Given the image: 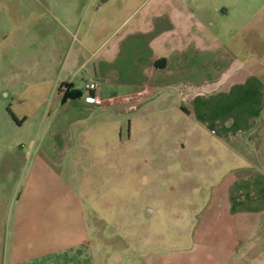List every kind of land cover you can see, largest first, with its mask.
<instances>
[{
	"label": "rangeland",
	"instance_id": "374dc122",
	"mask_svg": "<svg viewBox=\"0 0 264 264\" xmlns=\"http://www.w3.org/2000/svg\"><path fill=\"white\" fill-rule=\"evenodd\" d=\"M202 1L218 27L222 9L264 15V0ZM72 4L0 0V264L82 251L90 264H241L215 253L226 225L224 151L203 131L181 149L192 122H178L167 91L122 102L130 89H112L114 102L73 105L72 131H61L59 101L84 97L89 81L53 61L56 45L60 63L71 44L76 51L75 29L53 18Z\"/></svg>",
	"mask_w": 264,
	"mask_h": 264
},
{
	"label": "crops",
	"instance_id": "0c3cea01",
	"mask_svg": "<svg viewBox=\"0 0 264 264\" xmlns=\"http://www.w3.org/2000/svg\"><path fill=\"white\" fill-rule=\"evenodd\" d=\"M71 1L72 6L59 8L53 18L75 29L76 51L71 44L68 60L60 63L56 45L53 61L70 63L89 81L84 97L59 101L61 131H72L73 105L88 112L114 102L117 93L112 89H130L119 98L122 102H143L155 90L167 91L164 99H174L178 122H192L181 149L187 145L183 139L198 140L203 131L224 151L220 157L227 170L217 181L225 183L220 199L225 208L220 210L226 225L218 229L217 261L264 264V15L249 19L222 9L218 27L217 18L203 14L208 9L202 0ZM56 40L60 42L59 35ZM82 53L86 59L79 57ZM93 86L99 87V105L86 102L95 95ZM56 255L36 258L42 264L44 259L50 264H90L86 251Z\"/></svg>",
	"mask_w": 264,
	"mask_h": 264
},
{
	"label": "built area",
	"instance_id": "2783aa9c",
	"mask_svg": "<svg viewBox=\"0 0 264 264\" xmlns=\"http://www.w3.org/2000/svg\"><path fill=\"white\" fill-rule=\"evenodd\" d=\"M93 90L95 92L94 97H89L86 100L89 102H93L95 105H99L101 103V100L99 98V87L93 86Z\"/></svg>",
	"mask_w": 264,
	"mask_h": 264
},
{
	"label": "trees",
	"instance_id": "16d2710c",
	"mask_svg": "<svg viewBox=\"0 0 264 264\" xmlns=\"http://www.w3.org/2000/svg\"><path fill=\"white\" fill-rule=\"evenodd\" d=\"M79 95H80V93L79 92H77V91H75V92H72V93H70V94H66V98L65 99H63V101L62 102H65L67 99H72V98H78L79 97Z\"/></svg>",
	"mask_w": 264,
	"mask_h": 264
}]
</instances>
